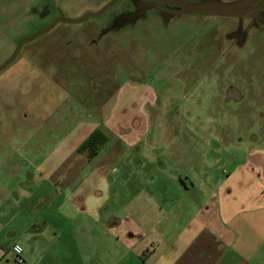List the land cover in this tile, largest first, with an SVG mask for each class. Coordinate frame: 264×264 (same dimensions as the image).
Here are the masks:
<instances>
[{
    "label": "rangeland",
    "instance_id": "1",
    "mask_svg": "<svg viewBox=\"0 0 264 264\" xmlns=\"http://www.w3.org/2000/svg\"><path fill=\"white\" fill-rule=\"evenodd\" d=\"M105 1L0 0V66L21 40L54 22L52 7L74 20ZM107 15L57 25L0 72V264H15L18 241V228H5V188H23L65 141L64 150L79 147L89 124L110 129L141 170L148 161L144 171L166 172L176 183L188 175L196 186L201 177L217 195L232 188V199L241 188L264 191V31L241 24L232 31L225 19L195 16L164 22L149 12L103 37L107 59L60 49L76 39L88 44L82 30Z\"/></svg>",
    "mask_w": 264,
    "mask_h": 264
},
{
    "label": "crops",
    "instance_id": "2",
    "mask_svg": "<svg viewBox=\"0 0 264 264\" xmlns=\"http://www.w3.org/2000/svg\"><path fill=\"white\" fill-rule=\"evenodd\" d=\"M89 127L106 137L95 155L64 150L65 141L18 195L5 188V228H18L15 264H264V191L241 188L232 199V188L219 196L201 177L199 188L188 175L176 183L144 171L148 161L135 167L104 125Z\"/></svg>",
    "mask_w": 264,
    "mask_h": 264
},
{
    "label": "flooded vegetation",
    "instance_id": "3",
    "mask_svg": "<svg viewBox=\"0 0 264 264\" xmlns=\"http://www.w3.org/2000/svg\"><path fill=\"white\" fill-rule=\"evenodd\" d=\"M233 1H237V0H106L104 4L102 5V8H100V10H98L95 13H87L81 17L83 18L87 16L79 23L84 22L88 18H99V17L105 16L106 13L108 14L106 18L103 19L102 22L92 23L91 25L87 27V29L84 28L82 30V36L84 35L86 37L87 35L90 37L88 38V41H89L88 44H86V42L80 43L78 42L79 40L76 39V40H72L69 42H63L64 44L60 47V49L71 48L75 46L73 48L75 51H78L80 49L85 55H88L89 57L90 55H94L96 57L99 54V56L104 55L105 59H107L111 57L112 54L111 53L106 54L105 53L106 50H104V44L103 45L100 44L102 39H104L103 37L105 35L110 34V32L113 33L112 31H114L116 28H119L122 25L128 24L132 26V24L136 23L139 19L143 18L149 12H153L155 16H157L158 18H161L164 22L172 21L182 16H195L198 18L206 19V20L225 19L224 21L226 22L229 21L231 23L229 24L231 25L230 28L232 31H235V29H237V27L241 24L242 25L241 29L243 30L244 28L248 30L255 28L257 29L258 32H263L264 31V0H251L247 8L241 9L240 11H238L239 13H237L234 16H218V15L212 16V15L186 13L187 6L192 7V6H203L205 4L211 5V4H216V3H231ZM117 6L118 8L114 9V7H117ZM47 9H45L44 11L40 13V17L45 15V12L47 11ZM52 10L54 11L56 15L54 22L60 17L65 18L62 13V9L59 6L52 7ZM97 13H100V15L88 16L89 14H97ZM81 18L74 19V20L68 19V20L75 21ZM53 23L50 24L49 26L53 25ZM61 23L79 24V23H70V22L62 21V22L55 24L49 31L45 33L52 32L56 28V26ZM49 26H47L46 28H48ZM45 33H42L41 35ZM234 35L239 38H242V35L238 33H234ZM39 36H37L34 40H36ZM55 36H56L55 33L50 34L49 37H46V39L41 41L40 43L42 44L41 46H44L45 44L50 43L52 39L55 38ZM26 44H24L20 48L19 52L17 53L16 57L12 60V62L15 61V59L18 57L20 52L24 49V46ZM37 48L38 47H36L34 51H37L39 49ZM32 52L33 51L28 52L29 53L28 55L30 57L29 60L31 62L33 61L32 57H35L34 53ZM40 57L45 58V56L44 57L40 56ZM39 61L41 63L47 62L46 59L44 60L40 59ZM87 61H89V59ZM12 62L9 63L2 71H4L8 66H10ZM53 84L56 88H59L55 82H53Z\"/></svg>",
    "mask_w": 264,
    "mask_h": 264
},
{
    "label": "water",
    "instance_id": "4",
    "mask_svg": "<svg viewBox=\"0 0 264 264\" xmlns=\"http://www.w3.org/2000/svg\"><path fill=\"white\" fill-rule=\"evenodd\" d=\"M251 2V0H237V1H233L231 3H216V4H205L203 6H192L186 7V13H192V14H201V15H218V16H234L237 13H239L238 11H240L241 9H245L247 8V6L249 5V3ZM98 16L100 15V13L97 14H89L88 16ZM87 16L79 19V20H68L66 18L60 17L59 19H57L53 25L49 26L48 28H45L39 32H37L36 34L30 36L29 38H26L22 41H20L17 46L16 49L14 51V53L12 54V56L0 66V71H2L9 63L12 62V60L16 57L17 53L19 52L20 48L26 44L29 43L31 41H33L37 36L41 35L42 33H45L47 31H49L55 24L65 21V22H70V23H79L81 22L84 18H86Z\"/></svg>",
    "mask_w": 264,
    "mask_h": 264
},
{
    "label": "trees",
    "instance_id": "5",
    "mask_svg": "<svg viewBox=\"0 0 264 264\" xmlns=\"http://www.w3.org/2000/svg\"><path fill=\"white\" fill-rule=\"evenodd\" d=\"M106 143L105 135L96 130L92 132L78 147L79 152L87 151L91 155H95L100 148Z\"/></svg>",
    "mask_w": 264,
    "mask_h": 264
},
{
    "label": "built area",
    "instance_id": "6",
    "mask_svg": "<svg viewBox=\"0 0 264 264\" xmlns=\"http://www.w3.org/2000/svg\"><path fill=\"white\" fill-rule=\"evenodd\" d=\"M14 251L17 253L19 249L17 247L14 248ZM16 263L17 264H23V259L21 257L16 258Z\"/></svg>",
    "mask_w": 264,
    "mask_h": 264
}]
</instances>
